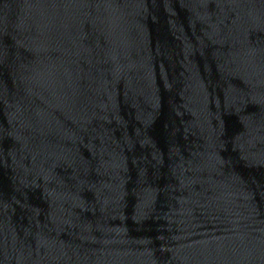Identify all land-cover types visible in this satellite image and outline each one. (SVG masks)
I'll return each instance as SVG.
<instances>
[{"label": "water", "instance_id": "1", "mask_svg": "<svg viewBox=\"0 0 264 264\" xmlns=\"http://www.w3.org/2000/svg\"><path fill=\"white\" fill-rule=\"evenodd\" d=\"M0 264H264V0H0Z\"/></svg>", "mask_w": 264, "mask_h": 264}]
</instances>
